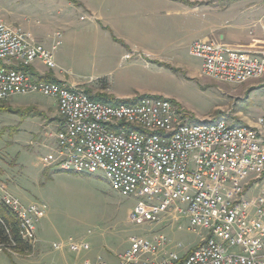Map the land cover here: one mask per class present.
<instances>
[{
  "label": "rangeland",
  "instance_id": "1",
  "mask_svg": "<svg viewBox=\"0 0 264 264\" xmlns=\"http://www.w3.org/2000/svg\"><path fill=\"white\" fill-rule=\"evenodd\" d=\"M0 20L48 49L60 41L55 69L37 60L28 71L91 95L127 103L166 97L190 123L226 118L255 125L264 116V77L219 82L204 76L201 59L189 52L193 41L215 35L264 51V0H0ZM60 122L53 97L30 93L0 102V198L10 193L46 206L33 250L0 251V264H84L97 256L120 264L130 236L158 232L168 238L166 251L184 256L197 248L208 231L190 230L186 215L135 223L130 213L144 197L119 194L103 171L74 174L47 162ZM70 238L89 248L72 251Z\"/></svg>",
  "mask_w": 264,
  "mask_h": 264
},
{
  "label": "built area",
  "instance_id": "2",
  "mask_svg": "<svg viewBox=\"0 0 264 264\" xmlns=\"http://www.w3.org/2000/svg\"><path fill=\"white\" fill-rule=\"evenodd\" d=\"M60 43L48 49L28 31L0 20V102L41 93L57 103L61 122L46 161L65 171H103L119 194L144 197L130 213L135 223L178 212L189 218L190 230L208 231L184 256L165 250L163 233L132 235L118 255L120 264H264V116L255 125L226 118L190 123L166 97L94 100L80 88L28 71L37 60L55 69L54 50ZM189 52L201 59L202 74L213 80L244 83L264 77V51L199 39ZM2 201L17 215L22 237L36 240L46 206L25 204L10 193ZM68 246L72 251L89 248L73 238ZM84 264L108 262L97 256Z\"/></svg>",
  "mask_w": 264,
  "mask_h": 264
},
{
  "label": "trees",
  "instance_id": "3",
  "mask_svg": "<svg viewBox=\"0 0 264 264\" xmlns=\"http://www.w3.org/2000/svg\"><path fill=\"white\" fill-rule=\"evenodd\" d=\"M40 78L46 80H56L49 75H42L40 76ZM88 94L90 98L94 100L117 102L115 99L94 96L91 95L90 93ZM16 112H18V110ZM68 172H72L74 174H81V172H77V171H68ZM0 246L3 248L5 247L4 251L6 253H8L7 248L11 249L12 252L16 251L20 253H27L33 250V245L22 237L20 221L17 215L7 205L4 204L1 198H0ZM189 253H191V251Z\"/></svg>",
  "mask_w": 264,
  "mask_h": 264
},
{
  "label": "crops",
  "instance_id": "4",
  "mask_svg": "<svg viewBox=\"0 0 264 264\" xmlns=\"http://www.w3.org/2000/svg\"><path fill=\"white\" fill-rule=\"evenodd\" d=\"M181 3V2H180ZM256 10V11H255ZM257 12V9H254V11H253V14L254 13H256ZM248 18H249V20H250V18L251 17H249L248 16ZM259 21H261V19H259L258 20V22ZM255 23V25L257 26V21H254ZM250 22L248 21L245 25H246V27H248ZM248 25V26H247ZM262 27H264V23H262ZM216 37V38H215ZM215 37H214V39L216 40L217 38H219L220 39V36H216L215 35ZM205 39H212V38H210V37H205ZM213 39V40H214ZM221 40H223L227 45H229L231 48H234V49H237V50H246V51H252V52H259V51H261V50H259V45L258 44H256V43H254V42H251V41H248V42H246V41H235V40H233V39H229L228 37H227V40H224V39H222L221 38ZM10 258V257H9ZM11 259V258H10Z\"/></svg>",
  "mask_w": 264,
  "mask_h": 264
}]
</instances>
